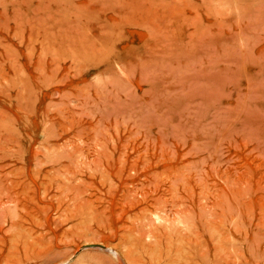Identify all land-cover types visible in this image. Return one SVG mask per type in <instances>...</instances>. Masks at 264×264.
I'll list each match as a JSON object with an SVG mask.
<instances>
[{"label": "rangeland", "instance_id": "rangeland-1", "mask_svg": "<svg viewBox=\"0 0 264 264\" xmlns=\"http://www.w3.org/2000/svg\"><path fill=\"white\" fill-rule=\"evenodd\" d=\"M0 264H264V0H0Z\"/></svg>", "mask_w": 264, "mask_h": 264}]
</instances>
